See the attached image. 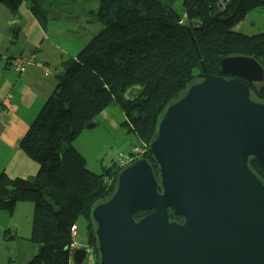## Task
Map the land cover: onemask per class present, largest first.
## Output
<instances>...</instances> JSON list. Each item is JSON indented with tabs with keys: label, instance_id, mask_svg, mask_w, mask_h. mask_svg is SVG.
I'll return each instance as SVG.
<instances>
[{
	"label": "trees",
	"instance_id": "16d2710c",
	"mask_svg": "<svg viewBox=\"0 0 264 264\" xmlns=\"http://www.w3.org/2000/svg\"><path fill=\"white\" fill-rule=\"evenodd\" d=\"M175 1L99 0L96 12L88 13L86 21L96 20L99 32L62 63L54 91L19 141L38 172L28 178L0 173V211L12 215L18 203L33 205L28 240L40 249L26 264H70V232L79 217L97 260L91 211L114 192L120 169L113 163L101 174L91 172L72 143L112 102L136 145L148 146L165 107L205 74L220 76L222 59L251 57L264 70V31L247 35L234 30L251 11L264 10V0H183L181 12L174 9ZM45 2L0 0V5L16 15L25 3L44 26L50 16ZM239 80L250 87L254 100L264 102V83ZM135 87L136 94L128 95ZM144 157L157 174L149 149ZM249 166L264 182L259 163L251 158ZM169 213L171 220L181 221ZM11 232L6 230L3 240H12Z\"/></svg>",
	"mask_w": 264,
	"mask_h": 264
},
{
	"label": "water",
	"instance_id": "95a60500",
	"mask_svg": "<svg viewBox=\"0 0 264 264\" xmlns=\"http://www.w3.org/2000/svg\"><path fill=\"white\" fill-rule=\"evenodd\" d=\"M219 67L163 110L149 144L157 174L133 161L93 207L97 264H264V182L249 166L264 171V102L239 80L264 83V70L246 56ZM86 257L72 253L74 264Z\"/></svg>",
	"mask_w": 264,
	"mask_h": 264
},
{
	"label": "crops",
	"instance_id": "0c3cea01",
	"mask_svg": "<svg viewBox=\"0 0 264 264\" xmlns=\"http://www.w3.org/2000/svg\"><path fill=\"white\" fill-rule=\"evenodd\" d=\"M62 18H67L68 24L66 25L70 29L77 24H84L80 29L83 33L70 32L76 36L74 39L70 38V41L66 43L58 42L47 33L46 23L42 26L31 13L27 23L13 17L9 25V35L7 36L9 42L3 48L4 53L6 52L5 59L3 62L0 61V173H6L10 178H28L38 172V165L20 150L19 141L55 89L58 80L57 75L61 72V70H55L58 64L61 66L59 60H63L65 57H75L81 47L86 46L101 28L96 20L90 22L86 20L72 21L70 14H63ZM246 18L235 26L234 30L241 32L240 26L246 24ZM13 35L17 37L16 46L10 44ZM56 36L60 40L66 39L60 31L57 32ZM83 36L84 38L81 39ZM26 54H33L34 63L28 66L24 72L19 73L10 68V61L13 58ZM37 64L49 67L50 75L45 76ZM110 116L108 108L100 114L98 119L105 123L111 121L115 124V119H111ZM96 123L98 125L99 121L97 120ZM4 154L7 156V160L4 159ZM19 210H25L29 214L33 213V205L27 202L18 203L11 216L0 211V243L3 246L0 249V264H26L39 250L38 245L28 240L32 220H29L26 227L25 240H20L23 238L19 221L13 217L17 216ZM76 227L78 237L79 227L77 224ZM11 228L15 229L14 238L9 241L3 240V234ZM85 241L82 244L79 241L77 243L84 245L86 244ZM19 244L23 246L25 251L21 256L17 254Z\"/></svg>",
	"mask_w": 264,
	"mask_h": 264
},
{
	"label": "rangeland",
	"instance_id": "374dc122",
	"mask_svg": "<svg viewBox=\"0 0 264 264\" xmlns=\"http://www.w3.org/2000/svg\"><path fill=\"white\" fill-rule=\"evenodd\" d=\"M46 9L49 8L50 16L46 21L47 25V33L52 35L58 42L66 43L70 41V38H75L73 34L70 32L77 31L78 34L83 33L80 29L84 24H77L74 28H69L67 18H62L63 14H70V20H90L88 13L91 11L94 14L99 6V0H45ZM183 0H176L173 4L174 9L177 12H181L182 10ZM74 7V8H72ZM73 12L71 13V10ZM13 17L18 18L23 23H27L28 17H30V12L25 3H22L17 11V14H12L11 11L0 5V61H4V57L6 52L4 53L3 48L6 47V43L9 42L7 36L9 35V25ZM264 10L256 9L251 11L247 18L246 24H242L240 26L241 32L247 35L258 34L264 31ZM74 29V30H73ZM60 31L61 35L66 39L60 40L57 38V32ZM84 38L81 37V39ZM80 39V37H79ZM85 46L81 47L79 52ZM10 53V52H9ZM29 56V64L24 68L22 72H24L28 66L34 63L33 54L20 55L19 57ZM67 57L63 60H59L61 63L55 67V70L59 71L62 69V63L65 61ZM68 59V58H67ZM12 61V60H11ZM10 61V62H11ZM53 64V63H51ZM44 72H47L48 76L51 73L49 67L41 64H37ZM19 72V73H22ZM139 87H135L127 94L134 95ZM109 113L111 114L110 118L115 119V124L111 121H107L106 123L98 119L99 124L95 126L93 129L88 131H83L76 140L72 143V146L80 153L82 158L85 161V167L95 174H101L104 172L105 168H109L114 161L121 157L122 154L130 153L132 147L137 144V139L135 135L128 130L127 127L122 125L123 115L121 110L119 109L116 102H112L109 107ZM34 119L31 121L33 122ZM31 124V123H30ZM4 159L7 160V156L4 154ZM115 164V163H114ZM116 165V164H115ZM5 212V211H3ZM34 212V209H33ZM7 213V212H6ZM17 216H13L14 219H18L19 228H21L22 238L20 240H25V232L27 231V225L29 220H32L33 213H28L25 210H19L17 212ZM11 216V214H9ZM16 215V214H14ZM77 226L79 227V235L77 237V241L82 244L86 240V223L83 217H79L77 220ZM13 232H15L14 228H11ZM12 233V235H14ZM14 237V236H12ZM13 239V238H12ZM2 243H0V249L2 248ZM25 253L24 248L21 244H19L17 254L19 256ZM37 254V253H36ZM1 256V251H0ZM85 264H88V260L85 261Z\"/></svg>",
	"mask_w": 264,
	"mask_h": 264
},
{
	"label": "built area",
	"instance_id": "2783aa9c",
	"mask_svg": "<svg viewBox=\"0 0 264 264\" xmlns=\"http://www.w3.org/2000/svg\"><path fill=\"white\" fill-rule=\"evenodd\" d=\"M29 58H30L29 56H24V57L18 56L12 59V61L10 62V68L16 72H22L24 68L30 63ZM44 74L47 75V72L45 71ZM0 114H1V109H0ZM147 150H148L147 144L144 142H141L140 144L132 148L130 154H122L121 157L117 158L115 160V163L119 169H123L135 159L144 157ZM70 234L72 238V241L69 246L70 264H74L72 260V253L77 248H83L87 252V257L85 261L88 260V264H96L95 254L93 250L89 246H87V244L79 245L77 243V228L75 225L71 227Z\"/></svg>",
	"mask_w": 264,
	"mask_h": 264
},
{
	"label": "clouds",
	"instance_id": "9594fccd",
	"mask_svg": "<svg viewBox=\"0 0 264 264\" xmlns=\"http://www.w3.org/2000/svg\"><path fill=\"white\" fill-rule=\"evenodd\" d=\"M133 147H134V146H133ZM133 147H132V148H133ZM148 149H149V145H148ZM131 150H132V149H131ZM130 152H131V151H130ZM128 154H130V153H128ZM141 158H145V157H141ZM137 159H139V158H137ZM137 159H135V160H137ZM135 160H134V161H135ZM132 162H133V161H132ZM132 162H131V163H132ZM114 163H115V161H114ZM131 163H130V164H131ZM115 164H116V163H115ZM130 164H129V165H130ZM116 166H117V165H116ZM127 166H128V165H127ZM117 168H118V167H117ZM124 168H125V167H124ZM124 168H123V169H124ZM118 169H119V168H118ZM121 170H122V169H120V171H121ZM75 226H76V224H75ZM76 228H77V227H76ZM77 249H80V248H77ZM75 250H76V249H75ZM96 262H97V260H96ZM96 264H97V263H96Z\"/></svg>",
	"mask_w": 264,
	"mask_h": 264
},
{
	"label": "flooded vegetation",
	"instance_id": "af4514ba",
	"mask_svg": "<svg viewBox=\"0 0 264 264\" xmlns=\"http://www.w3.org/2000/svg\"><path fill=\"white\" fill-rule=\"evenodd\" d=\"M14 59V58H13Z\"/></svg>",
	"mask_w": 264,
	"mask_h": 264
}]
</instances>
